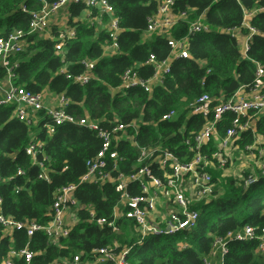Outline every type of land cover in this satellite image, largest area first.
Here are the masks:
<instances>
[{
	"label": "trees",
	"instance_id": "1",
	"mask_svg": "<svg viewBox=\"0 0 264 264\" xmlns=\"http://www.w3.org/2000/svg\"><path fill=\"white\" fill-rule=\"evenodd\" d=\"M106 1L113 7L121 28L116 54H104L109 36L90 22L98 13L89 11L82 0L73 1L67 9V24L75 29L76 37L66 41L64 58L56 51L63 29L55 28L52 37L30 36L28 45L11 57L9 66L6 69L0 66V80L10 76L16 88L35 94L64 95L70 100L68 114L76 120L100 121L105 128L114 120L129 123L141 118L143 124L135 137L139 147L162 146L180 154L185 151V139L201 126V121L196 123V117L190 114L189 106L205 94L214 100V107L219 101L231 99L241 88L252 86L256 63L264 66V11H261L264 0H174L176 13H190L186 21H179L173 28L174 39L186 36L190 23L200 17L208 31L191 37L190 57L175 60L164 85L151 95L139 88L115 93L113 90L120 86L127 70L133 68L142 77L151 78L154 70L146 65L150 57L163 61L171 50L167 36H145L149 19L159 9L156 0ZM24 7L34 12L40 11L43 4L38 0H0V36L13 30L28 31L29 14L22 11ZM90 13L92 16L88 18ZM246 13L252 14L250 26L257 33L245 58L239 41L226 31L241 28ZM242 32L244 36L248 34V30ZM85 61L95 62V66L90 80L82 86L74 81L86 73ZM172 110L177 111V116L163 121V116ZM232 118L228 114L219 126L221 137ZM33 141L44 144L38 162L45 160L49 182L39 178L40 166L26 154ZM102 145L96 132L78 124H63L49 134L42 125L29 127L15 118L13 106L0 107V198L4 216L46 226L51 221L49 214L57 191L69 185L78 186L75 198L82 207L77 213L79 223L58 246L43 232L29 238L24 229H17L10 240L0 228V264L10 251L25 248L34 255L30 264H56L75 255L84 260L103 247H117V252L131 248L127 257L130 264H203L214 236H225L245 225L264 228V177L245 189L234 178L223 179V172L213 174L222 194L198 208L199 222L189 232L149 237L139 245L133 223L125 217L116 221L118 232L100 227L90 219V212L97 219L113 220L119 193L112 184L79 183L86 162L97 156ZM113 149L126 158L122 170L130 171L139 153L137 147L122 141ZM64 168L67 170L63 171ZM257 246L255 240L231 242L225 264H264V255L256 254ZM15 264L27 263L15 260Z\"/></svg>",
	"mask_w": 264,
	"mask_h": 264
},
{
	"label": "built area",
	"instance_id": "2",
	"mask_svg": "<svg viewBox=\"0 0 264 264\" xmlns=\"http://www.w3.org/2000/svg\"><path fill=\"white\" fill-rule=\"evenodd\" d=\"M38 1L43 4L40 11L29 12L25 7L22 9L24 13L29 14L27 32L13 30L6 36H0L2 68L6 69L11 57L25 49L30 36H48L50 20L62 13L67 18L69 5L78 0H56L53 3ZM156 1L159 3V9L157 14L149 19L145 36L150 37L153 34L167 36L170 56L163 61H158L154 56L150 57L146 65L154 70L151 78L142 77L136 69L127 70L121 77L120 86L113 90L115 93H126L128 90L139 88L151 95L156 88L164 85L175 60L190 57L191 37L208 31L202 22L203 17H200L190 23L186 36L174 39L173 28L179 21H186L190 13L188 11L176 13L174 0ZM82 2H85L89 11L98 13L90 22L96 23L95 25L109 36L104 54L106 56L116 54L119 50L118 36L121 28L113 7L106 0ZM91 16L92 13L88 18ZM251 17L252 14L246 13L241 28L226 31L239 41L245 58L250 41L257 33L250 26ZM243 29L248 30L245 36L242 34ZM75 37L76 31L73 28H66L60 34L56 51L62 59L66 41ZM84 65L86 73L74 81L82 86L90 80L89 74L94 69L95 62L85 61ZM213 103L214 100L205 94L189 106L190 114L196 117V123L201 121V126L185 139L184 153L176 154L162 146H138L135 137L143 124L141 118L129 123L114 120L105 128L100 121L88 118L76 120L68 114L66 109L70 100L64 95L47 97L45 93L35 94L24 88H16L10 76L0 80V107L13 106L15 118L29 127L42 125L47 133L54 134L57 127L70 123L97 133V137L102 140V149L95 158L86 162V171L79 184L97 186L112 184L120 197L113 220L97 219L92 211L90 219L96 221L100 227L107 226L118 232L116 221L125 217L133 223L139 245L149 237H170L195 229L200 219L198 208L209 205L217 199V194L221 195L223 192L222 188H218L214 173L223 172L222 178L225 179L226 171L241 162V165H244V172L241 178L235 180L245 189L254 186L261 177H264V66L256 63L255 81L252 86L241 88L231 99L219 101L215 107ZM228 114H232L233 118L225 135L221 137L219 126L224 123ZM176 116L177 111L172 110L165 114L162 120L171 121ZM122 141H128L139 151L135 165L128 172L122 170L126 158L118 150L113 149ZM43 147L44 144L33 141L27 147L26 154L31 157L34 164L38 163L40 166L39 178L49 182V168L45 165V160L38 162V155ZM65 170L67 168L63 171ZM77 188V185H69L57 191L49 214L51 221L46 226L35 221L17 222L11 217L4 216L0 198L2 235L12 240L17 229H24L29 238L37 232H43L52 244L58 246L61 239L69 236L72 226L76 225L77 213L82 209L75 198ZM68 214L72 217L71 222L67 221ZM254 240L258 245L256 254L264 255V228L245 225L225 236H214L209 253L203 257V264H225L231 242ZM130 251L131 248L117 252V247H103L94 250L91 256L84 260L81 256L75 255L70 260H60L56 264H130L127 260ZM33 256L27 248L21 251L13 250L1 264H15V260H24L30 264Z\"/></svg>",
	"mask_w": 264,
	"mask_h": 264
},
{
	"label": "rangeland",
	"instance_id": "3",
	"mask_svg": "<svg viewBox=\"0 0 264 264\" xmlns=\"http://www.w3.org/2000/svg\"><path fill=\"white\" fill-rule=\"evenodd\" d=\"M63 12V11H62ZM68 23V19L65 17V15L62 13V14H57L56 16H54L51 20H50V23H49V31H48V36L52 37V33H53V30H55V28H58L59 30H64L66 28H70V26L67 24ZM48 36H45V37H48ZM47 93V92H46ZM45 93V94H46ZM243 167L244 165L242 166L241 165V162H239L238 164H236L234 167H231L229 168L227 171H226V177L227 178H234V179H237V178H241L244 170H243ZM219 194H217V198L220 197V195L218 196ZM212 208H210L211 210ZM76 224L79 223V218H78V214H77V221H75ZM75 226V225H74ZM71 228V230L73 229V227ZM71 232V231H70Z\"/></svg>",
	"mask_w": 264,
	"mask_h": 264
},
{
	"label": "crops",
	"instance_id": "4",
	"mask_svg": "<svg viewBox=\"0 0 264 264\" xmlns=\"http://www.w3.org/2000/svg\"><path fill=\"white\" fill-rule=\"evenodd\" d=\"M45 95H46L47 97H50V96H51V97H52V96H57V95H55V94H53V93H50V92H47ZM66 218H67V221H68V222H71V220H72L71 215L68 214V215L66 216Z\"/></svg>",
	"mask_w": 264,
	"mask_h": 264
},
{
	"label": "bare ground",
	"instance_id": "5",
	"mask_svg": "<svg viewBox=\"0 0 264 264\" xmlns=\"http://www.w3.org/2000/svg\"><path fill=\"white\" fill-rule=\"evenodd\" d=\"M96 22H97V20H96ZM96 24V23H95Z\"/></svg>",
	"mask_w": 264,
	"mask_h": 264
}]
</instances>
